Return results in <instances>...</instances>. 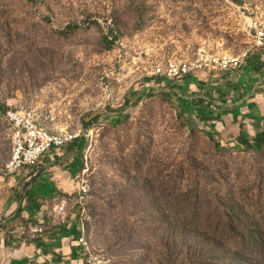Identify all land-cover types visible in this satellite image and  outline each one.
Returning <instances> with one entry per match:
<instances>
[{
	"label": "rangeland",
	"instance_id": "374dc122",
	"mask_svg": "<svg viewBox=\"0 0 264 264\" xmlns=\"http://www.w3.org/2000/svg\"><path fill=\"white\" fill-rule=\"evenodd\" d=\"M256 20L264 0H0V177L17 180L6 202L42 210L43 235L83 222L110 264H264V145L254 142L264 131V52L233 74L153 75L198 49H250ZM178 99L206 115L180 114ZM9 109L79 136L47 152V167L3 176ZM241 123L250 150L236 142ZM80 181L89 188L82 206ZM38 183L43 201L33 199ZM63 198L66 222H54ZM8 218L22 222L21 237L41 221Z\"/></svg>",
	"mask_w": 264,
	"mask_h": 264
},
{
	"label": "built area",
	"instance_id": "2783aa9c",
	"mask_svg": "<svg viewBox=\"0 0 264 264\" xmlns=\"http://www.w3.org/2000/svg\"><path fill=\"white\" fill-rule=\"evenodd\" d=\"M251 30L250 49L238 55L218 54L198 49L191 58L167 60L159 63L153 75L165 81L180 79L200 71L213 74H233L242 68L252 51L264 52V20H256ZM9 125L12 148L10 158L1 169L3 176H12L20 172L29 173L35 168L45 166L44 155L53 149H61L70 145L79 136L71 131L49 127L33 110L9 109L4 116ZM41 165V166H40ZM76 203L80 206L86 202L89 188L80 181L76 190ZM70 200L63 198L50 212L55 221L66 222ZM39 221L29 226L31 237L43 235L47 225ZM79 264H110V259L102 250L93 247L87 237L83 222L79 224L77 237ZM51 264H66L52 262Z\"/></svg>",
	"mask_w": 264,
	"mask_h": 264
},
{
	"label": "crops",
	"instance_id": "0c3cea01",
	"mask_svg": "<svg viewBox=\"0 0 264 264\" xmlns=\"http://www.w3.org/2000/svg\"><path fill=\"white\" fill-rule=\"evenodd\" d=\"M47 166L45 164L42 168ZM16 182V177L10 179L0 177V264H51L52 262L79 264L76 242L79 235V225L72 227V222H70L68 229L64 228L57 236L52 234L50 236L41 235L40 237H21L20 234L24 232L22 222L7 220L10 215L17 218L21 214L22 217L33 216L37 219L42 217V210L37 211L33 215V210L30 206H27V199H21L19 202H8L7 200L6 202L3 194L6 193L5 187L8 184L13 186ZM44 185L38 183L34 187L32 192L34 194L33 199L43 201L42 198H47L44 197L43 189L41 188ZM55 187L53 186L50 196L57 193L59 188ZM28 200L30 199L28 198ZM45 202L48 201L45 200ZM29 204L32 205V202L29 201ZM74 230L77 231L76 234ZM11 232L14 234L12 235L13 237L9 236Z\"/></svg>",
	"mask_w": 264,
	"mask_h": 264
},
{
	"label": "trees",
	"instance_id": "16d2710c",
	"mask_svg": "<svg viewBox=\"0 0 264 264\" xmlns=\"http://www.w3.org/2000/svg\"><path fill=\"white\" fill-rule=\"evenodd\" d=\"M178 104H177V108H178V111L180 114L182 113H186V112H189L197 117H202V115H206L205 112H200L197 107H194V105L192 103L190 104H184L183 102L180 103V99H178ZM231 114L233 116H238V114L236 112H231ZM260 115V114H259ZM257 115L256 113L254 112H250L249 114H247V116L245 118L247 119H253L254 122H258V120H263L262 118H260V116ZM244 118V117H243ZM259 124V123H258ZM239 148H243L245 150H250L253 148V145L250 144V140L247 138L246 136V129H245V124L244 123H241L240 124V136L237 138L236 140ZM254 142H255V145L257 148H260L262 145H264V131L262 133H259L258 135H256L255 139H254ZM82 145H83V139H79L78 143H77V147L79 148V150H81L82 148ZM217 148L220 149V144L217 143ZM79 161V160H78ZM77 161V162H78ZM76 162V168H73V172L72 174H76L80 167H79V163ZM28 198L30 199L29 201L32 202V199L31 197L28 195ZM19 212H20V208H19Z\"/></svg>",
	"mask_w": 264,
	"mask_h": 264
},
{
	"label": "bare ground",
	"instance_id": "6f19581e",
	"mask_svg": "<svg viewBox=\"0 0 264 264\" xmlns=\"http://www.w3.org/2000/svg\"><path fill=\"white\" fill-rule=\"evenodd\" d=\"M251 21V20H250Z\"/></svg>",
	"mask_w": 264,
	"mask_h": 264
}]
</instances>
